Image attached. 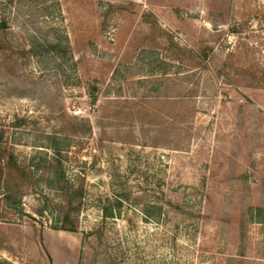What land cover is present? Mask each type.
Segmentation results:
<instances>
[{
  "label": "rangeland",
  "instance_id": "obj_1",
  "mask_svg": "<svg viewBox=\"0 0 264 264\" xmlns=\"http://www.w3.org/2000/svg\"><path fill=\"white\" fill-rule=\"evenodd\" d=\"M0 166V262L264 264V0H0Z\"/></svg>",
  "mask_w": 264,
  "mask_h": 264
},
{
  "label": "crops",
  "instance_id": "obj_2",
  "mask_svg": "<svg viewBox=\"0 0 264 264\" xmlns=\"http://www.w3.org/2000/svg\"><path fill=\"white\" fill-rule=\"evenodd\" d=\"M78 235L73 232H61L56 230H43L42 243L46 253L52 260V264H72L78 248Z\"/></svg>",
  "mask_w": 264,
  "mask_h": 264
},
{
  "label": "trees",
  "instance_id": "obj_3",
  "mask_svg": "<svg viewBox=\"0 0 264 264\" xmlns=\"http://www.w3.org/2000/svg\"><path fill=\"white\" fill-rule=\"evenodd\" d=\"M46 46L48 47V50H50L52 53L54 54H59L64 52V55H67V53H69V59H72V56H71V53L69 52V41H68V38L67 36H63V37H60V38H56L54 41H48L46 42ZM72 66H75L74 63H72ZM63 176V175H62ZM2 182V167L0 166V184ZM108 207L104 208L103 209V213H105V215H110L112 212H110L108 209ZM67 220V218H66ZM53 229H56V230H66V231H69V232H75L76 229L71 225L70 227H56V228H53ZM0 264H11L7 261H4V262H0Z\"/></svg>",
  "mask_w": 264,
  "mask_h": 264
},
{
  "label": "built area",
  "instance_id": "obj_4",
  "mask_svg": "<svg viewBox=\"0 0 264 264\" xmlns=\"http://www.w3.org/2000/svg\"><path fill=\"white\" fill-rule=\"evenodd\" d=\"M73 113L74 115H79L81 114V109H75Z\"/></svg>",
  "mask_w": 264,
  "mask_h": 264
}]
</instances>
